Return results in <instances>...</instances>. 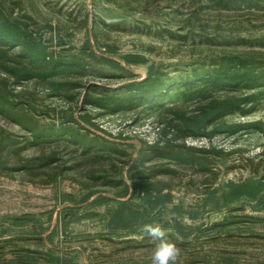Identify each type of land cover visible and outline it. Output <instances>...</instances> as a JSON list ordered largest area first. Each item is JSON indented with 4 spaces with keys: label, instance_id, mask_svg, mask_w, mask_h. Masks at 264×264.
Here are the masks:
<instances>
[{
    "label": "rangeland",
    "instance_id": "1",
    "mask_svg": "<svg viewBox=\"0 0 264 264\" xmlns=\"http://www.w3.org/2000/svg\"><path fill=\"white\" fill-rule=\"evenodd\" d=\"M20 12L60 43L64 55L89 64L79 83L115 90L157 74V86L168 93L160 104L108 113L82 99L52 97L44 85L15 88L36 96L34 116L43 130L63 125L80 128L96 145L108 141L119 151L111 155L123 166L125 186H105L98 177L103 168L114 177L111 164H98L96 153L83 156L74 144L27 146L21 159L38 164L54 152L70 169L54 182L53 167L0 175V264H151L155 244L140 231L149 222L168 230L180 250L176 264H264V193L228 202L232 187L264 181V88L199 98L181 87L195 69L223 56L264 62V3L234 0L223 9L209 0H22ZM87 43L111 63L89 62ZM249 98L253 102L241 106L246 113L228 112L207 130L217 129L213 136L169 134L171 148L191 149L197 164L150 150L164 146L176 113L196 116L212 101ZM61 111L80 126L62 123ZM235 125L238 132H225ZM0 127L28 137L2 119ZM141 175L155 186L151 199L130 180ZM217 223L227 227L212 232Z\"/></svg>",
    "mask_w": 264,
    "mask_h": 264
},
{
    "label": "trees",
    "instance_id": "2",
    "mask_svg": "<svg viewBox=\"0 0 264 264\" xmlns=\"http://www.w3.org/2000/svg\"><path fill=\"white\" fill-rule=\"evenodd\" d=\"M220 8H228L234 0H209ZM245 2H262L264 0H244ZM22 0H0V119L7 123L19 126L28 137L18 138L6 129L0 127V175L9 177L12 172L20 174L29 173L34 169L55 168L52 182L62 177L70 169L56 153H52L45 161L40 160L38 164L21 159V154L30 147H48L53 144L68 143L74 144L78 149H82L81 154H98L95 160L98 164L107 161L116 175L108 176L105 168L98 178L105 180V186L116 189L125 186L122 177L123 166L113 163L115 159L111 153L119 154L113 150L105 139L101 143L87 140L79 129L60 126L54 129L43 130L37 123L34 112L38 101L35 95H28L19 92L15 88L22 87L28 83L44 85L52 97L62 98L69 102H77L82 99L83 104H89L94 108L108 113L118 110H132L143 104L150 106L160 104L164 95L168 93L165 87H158L160 78L157 74H150L148 78L131 83L130 85L119 87L115 90H107L96 85H86L79 83L88 75L87 62L78 57H68L61 44L55 42L53 37L46 38L44 32L37 27V23L29 15L20 12ZM57 28L50 27L56 33ZM14 50H18L17 53ZM84 53L89 62L94 64H110L111 61L100 57L92 50L89 43L86 44ZM183 87L186 94L196 97H205V94L221 90L237 91L258 90L264 88V62L247 59L240 56H223L213 61L210 65H203L200 69H195L192 75L184 80ZM83 90V91H82ZM83 92V93H82ZM164 92V93H163ZM82 95V96H81ZM253 99L234 101H212L200 109L196 116L186 117L184 114L176 113L177 124H171L169 131L164 132V137L168 138L170 133H180L183 137H210L218 132L207 130L216 124L217 120L228 112L242 109V105L251 104ZM62 114V123L72 122L79 125L78 120L69 117L65 112ZM82 120H88L81 117ZM91 124V123H90ZM260 130L259 125L255 124ZM225 132L236 133L241 128L239 125L225 127ZM219 130V129H218ZM175 139H166L164 146L160 142L150 146V150L157 153L160 158L174 159L184 165L198 163L191 149L175 152L176 147L171 148ZM98 146V147H97ZM125 155V153H123ZM123 155V156H124ZM17 163L16 167H12ZM22 163V164H20ZM80 166L79 164L76 167ZM75 168V167H73ZM167 173L169 171H166ZM151 177L130 176L135 190L141 188L147 199H151L154 185L147 184V179ZM136 182H143L136 183ZM146 182V183H145ZM264 193V181H249L240 186L231 188V195L228 202L235 201L243 196L258 198ZM227 224L217 223L211 227V231L225 230ZM215 241L217 238L215 237ZM185 242V241H184Z\"/></svg>",
    "mask_w": 264,
    "mask_h": 264
},
{
    "label": "clouds",
    "instance_id": "3",
    "mask_svg": "<svg viewBox=\"0 0 264 264\" xmlns=\"http://www.w3.org/2000/svg\"><path fill=\"white\" fill-rule=\"evenodd\" d=\"M140 231L155 244L151 264H176L180 250L174 242L167 239V229L160 224L149 222L143 224Z\"/></svg>",
    "mask_w": 264,
    "mask_h": 264
}]
</instances>
